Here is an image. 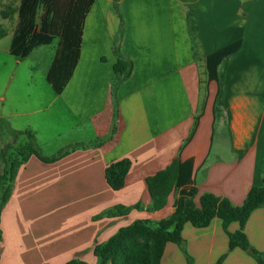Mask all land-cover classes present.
I'll return each instance as SVG.
<instances>
[{
  "label": "crops",
  "instance_id": "0c3cea01",
  "mask_svg": "<svg viewBox=\"0 0 264 264\" xmlns=\"http://www.w3.org/2000/svg\"><path fill=\"white\" fill-rule=\"evenodd\" d=\"M117 3L125 27L119 47L134 68L116 96L120 18L113 0H95L82 21L79 57L62 93L47 79L53 95L23 96L8 115L6 97L1 98L0 118H9L12 137L0 152L28 143L30 133L42 156L68 154L44 163L35 156L23 161L9 151L8 157L22 164L0 215V264L74 259L99 264L96 246L137 220L170 217L178 198L198 201L209 193L240 206L262 185L264 0ZM190 15L196 34L190 31ZM6 30L13 39L16 32ZM78 33L77 24L71 25L66 34L71 46L64 36L57 38L58 58L47 77L64 56L75 59ZM124 159L132 166L124 187L114 191L105 170ZM174 160L179 161L175 191L165 208L151 212L146 179ZM136 205L141 208L127 215L107 216L116 207ZM239 228L233 223L228 230ZM244 232L251 246L264 252V208L252 213ZM182 236V245H167L161 264H217L226 254L222 264H258L240 248L229 251L218 218L204 229L188 223Z\"/></svg>",
  "mask_w": 264,
  "mask_h": 264
},
{
  "label": "trees",
  "instance_id": "16d2710c",
  "mask_svg": "<svg viewBox=\"0 0 264 264\" xmlns=\"http://www.w3.org/2000/svg\"><path fill=\"white\" fill-rule=\"evenodd\" d=\"M95 0H22L15 13L21 22L20 29L15 33L10 53L20 61H24L32 51L52 44L58 38L64 36V42L72 41L66 38L71 25L77 24L79 33L75 41V59L73 55L64 56V60L56 62V66L48 73V82L57 94H61L66 83L71 77L76 60L79 57L81 44L82 21L86 18ZM114 9L118 14V0H113ZM40 13L42 15H40ZM121 24L123 18L120 14ZM190 31L195 33L196 26L190 15ZM121 31V29H120ZM63 32V34H62ZM66 32V33H65ZM121 33H119L120 35ZM8 35L6 29H0V40ZM121 36L114 47V55L117 62L113 67L114 87L113 93L119 86L130 78L134 63L124 55L119 47ZM29 141L17 147L6 146L1 150L0 162V215L5 204L11 196V186L15 181L17 172L22 162L8 157L11 149H16L23 161L35 156L44 163H53L68 154V151L54 157H44L37 150L33 136L26 133ZM132 166L129 159L112 163L105 170L108 185L114 191L121 190L125 185V179ZM179 176V161L174 160L167 168L159 171L154 176L146 179V185L151 196L152 204L149 211L156 212L165 208L168 197L175 191ZM140 205L134 207H116L115 212L107 216L127 215L133 209H140ZM173 214L159 221L137 220L132 224L121 228L105 243L94 248V255L100 260L99 264H161L168 244L178 246L184 243L182 232L186 224L194 228H208L216 218L220 219L224 231L229 239V251L237 248L249 253L258 264H264V252L254 249L244 232L245 225L252 213L264 208V178L262 185L253 187L247 194L240 206L233 205L228 199L217 197L213 194H204L198 201L194 198H178L174 203ZM238 223L240 228L237 232H229V226ZM1 239V235H0ZM227 254L220 258L217 264H222ZM66 264H87L74 259Z\"/></svg>",
  "mask_w": 264,
  "mask_h": 264
},
{
  "label": "rangeland",
  "instance_id": "374dc122",
  "mask_svg": "<svg viewBox=\"0 0 264 264\" xmlns=\"http://www.w3.org/2000/svg\"><path fill=\"white\" fill-rule=\"evenodd\" d=\"M21 1L22 0H0V29L7 28L12 32H17L20 29L21 22L19 21L18 14L15 13V11L18 10ZM121 9V6L118 5L117 15L119 18ZM40 15L42 14L40 13ZM121 16L123 18V23L121 24L122 21L120 18V24H118L119 26L117 32L118 37H122L125 30L124 15L121 14ZM14 17H16V19H14ZM3 20H7V22H4ZM119 33L121 34L119 35ZM196 33L198 32L195 31L194 34ZM11 43L12 35L0 40V108L3 105L1 98L6 97L4 104L7 115L14 108L13 104L16 105L19 102L18 99L23 96L35 97L38 95H53V91L47 82V69L48 66L52 64L56 58H58L57 52L59 49V39L56 38L51 45L37 48L32 51L29 58L24 61H19L12 54H10L9 50ZM194 55L193 57L198 64H204L203 60H201L203 57L196 54ZM204 75L205 72L203 70L199 72V76L202 81L205 80ZM20 102L22 101L20 100ZM0 116H2L1 111ZM8 122H10L9 118H0V149L2 144L4 142H8L12 137ZM10 151H12L14 156L18 154L16 149H11ZM13 187L14 186H11V195Z\"/></svg>",
  "mask_w": 264,
  "mask_h": 264
}]
</instances>
